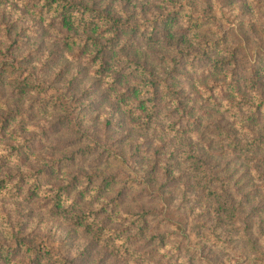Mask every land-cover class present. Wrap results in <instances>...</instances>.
Returning <instances> with one entry per match:
<instances>
[{
	"label": "rangeland",
	"instance_id": "374dc122",
	"mask_svg": "<svg viewBox=\"0 0 264 264\" xmlns=\"http://www.w3.org/2000/svg\"><path fill=\"white\" fill-rule=\"evenodd\" d=\"M59 1L74 17L118 18L121 29L105 23L111 35L102 39V26L63 27L53 0H0V142L12 137L16 159L51 154L32 175L0 157V264H128L116 243L123 238L125 251L141 253L137 264H264V73L245 81L247 69L264 64V0ZM92 51L107 55L109 75L120 68L115 91L97 79ZM132 80L136 98H151L143 116L120 102ZM48 85L67 93L65 103L21 151L15 138L42 122L47 101L34 93ZM224 100L230 107L221 111ZM106 177L116 199L97 215L81 185ZM49 185L58 192L42 196Z\"/></svg>",
	"mask_w": 264,
	"mask_h": 264
},
{
	"label": "clouds",
	"instance_id": "9594fccd",
	"mask_svg": "<svg viewBox=\"0 0 264 264\" xmlns=\"http://www.w3.org/2000/svg\"><path fill=\"white\" fill-rule=\"evenodd\" d=\"M213 3L216 4V0H213ZM137 12L139 13V8L137 9ZM120 15L124 17L127 16L126 12L124 11H122ZM96 35L101 37L102 39H107L108 36L111 35V33L106 31L105 27H101L100 32H98ZM87 39H88V35L86 34L85 41H87ZM87 51L88 49L85 46V44L81 43L80 44V54H84ZM67 59L72 60L73 56L68 55ZM100 59H101V53L99 51L91 52V55L89 56L90 63L95 64ZM35 67L39 69L41 67V64L37 63ZM96 76H97V79L104 82L107 86H111L112 91H115L117 87H119V85L122 83L120 68L117 67L115 73L112 75H109L107 60L102 61L101 67L96 72ZM137 83H138L137 80H132L131 85H124V87L120 88V102L126 103L127 108L130 109L131 112L134 113L136 116H143L142 109L151 104V98L147 92L142 93L141 97L139 98L135 97L134 93L137 90L136 89ZM68 91L69 92L71 91V87H69ZM218 91L219 89H217V92ZM41 94L47 101V111L45 112L43 120L40 124H27L24 133L16 136L15 143L17 147L21 149V151L24 150V146L28 144V141L33 136L43 135L44 122H46L47 119H50V113L57 111L65 103L64 98L67 95V93H62L59 90L52 87L51 85H48L46 88H44L42 92L34 93V95L37 96L38 98L40 97ZM178 103L179 102L175 100L172 102V111L169 114V119H172L176 115V107ZM0 107H3L5 110H7L5 106L3 105H0ZM229 107L230 105L228 101L224 100L220 110L224 111L225 109H228ZM96 119L104 120L106 122V128L109 126L107 124L108 117L105 113L98 114ZM237 128L240 129L239 123L237 124ZM172 135H175V129L173 130ZM184 135L189 137L192 141H195V142H198L201 139L200 134L195 129H191V128L185 129ZM0 137H3L2 131H0ZM83 138L84 137L82 135L79 137L80 140H83ZM138 139H139V142L141 143L143 142L142 136ZM11 143H12L11 136H9V139H7L6 142H0V157H6L8 167L13 168V169H18L20 173H24V174L31 173L32 175L33 169H35V165L37 163H43L45 160L51 158L50 153L40 152V153H36L35 156L31 155V157H29L28 153H25L23 159H16L12 156L11 150L7 147V145ZM128 159H129L128 157L121 156V160L124 164H127ZM57 167L60 168L61 177L63 179L65 175L67 174V170L63 167L61 163H58ZM132 174L133 173H129V175H132ZM84 175L85 176L89 175L87 168L84 169ZM253 175H255V173H253ZM108 183H109V178L106 177L105 180L102 181L99 187H93V180L89 178L87 179L86 183L81 185L82 198L84 200H87L90 203L92 212L97 215L101 214L103 211H106L108 208H112L115 202V199H116L115 197L113 198L108 197V194H107ZM57 192H58L57 188L49 185V186H46L41 191L40 194L42 196L45 194L53 195V194H56ZM6 195H7L6 192H0V197L6 196ZM65 200H66L67 205L73 204V200L70 197H65ZM113 211H115L114 208H113ZM90 218L92 217L90 216ZM117 222L126 226L128 224V213L121 212L119 214ZM116 243L121 248V252L127 256L128 264H137V261L140 259L141 253L131 251V250L125 251L127 249V244L125 240L123 239H116ZM170 247L171 245H169V247H166V248H161L160 252L161 253L168 252V249ZM169 255H171V253H169ZM180 264H183V260L180 261Z\"/></svg>",
	"mask_w": 264,
	"mask_h": 264
},
{
	"label": "trees",
	"instance_id": "16d2710c",
	"mask_svg": "<svg viewBox=\"0 0 264 264\" xmlns=\"http://www.w3.org/2000/svg\"><path fill=\"white\" fill-rule=\"evenodd\" d=\"M57 2H58V4H57ZM53 3H56V10L59 12V15H61L60 22H61L63 27L65 26L69 29H72L74 27H77L78 25H84L85 29H88V31L97 32V31H99V27L100 26L103 27L106 23L107 29L114 30L115 33H117L121 29L120 24H118V18H113V17L109 18L111 16H108L107 18L101 17L99 19H97V18H94V19L93 18H86L85 13H82L81 16L74 17L75 14H74V10L72 8L73 5L60 2L59 0H53ZM76 15H78V14H76ZM170 23L171 22L168 18V20H166V22H165L166 30H171ZM241 28H242V26L240 24L237 27V29L239 30ZM132 31H136V28H133ZM93 41L96 45L100 46L101 50H103L105 48V44H97V42L94 39H93ZM236 49L237 48H233L230 51L231 57L235 54L234 50H236ZM121 50L123 52L127 53L125 47L121 48ZM218 53H219V51H218ZM229 56L230 55L228 54V57ZM104 60L108 61L107 55H105V53H103L101 55V59L98 60V61H100V67H101L102 61H104ZM261 61H262V58H261ZM247 63H248V61L246 59H244L242 62V65L245 66ZM247 72H248L249 76H248V78L245 79V81L249 82V83H256V81L260 77V75H262V73H264L263 62H260L258 68L255 65L254 70H253V68L251 70L247 69ZM137 93H138V91H137ZM57 205L59 207V203ZM223 207H224V205L221 208H223ZM99 228L100 227H97V229H99ZM98 235L100 236L101 234H98Z\"/></svg>",
	"mask_w": 264,
	"mask_h": 264
}]
</instances>
